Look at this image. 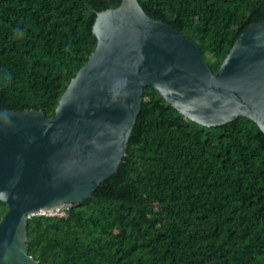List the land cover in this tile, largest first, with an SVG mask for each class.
<instances>
[{"label":"trees","instance_id":"16d2710c","mask_svg":"<svg viewBox=\"0 0 264 264\" xmlns=\"http://www.w3.org/2000/svg\"><path fill=\"white\" fill-rule=\"evenodd\" d=\"M122 2L0 0V112L52 118L97 48L98 13ZM139 2L214 73L264 20V0ZM28 236L40 264H264V133L244 117L201 126L146 87L119 172L66 218L29 219Z\"/></svg>","mask_w":264,"mask_h":264},{"label":"water","instance_id":"95a60500","mask_svg":"<svg viewBox=\"0 0 264 264\" xmlns=\"http://www.w3.org/2000/svg\"><path fill=\"white\" fill-rule=\"evenodd\" d=\"M97 48L52 118L0 112V264H40L29 254L31 215L79 205L117 174L146 87L207 127L240 117L264 133V20L251 24L214 73L200 47L152 19L139 0L98 13Z\"/></svg>","mask_w":264,"mask_h":264},{"label":"built area","instance_id":"2783aa9c","mask_svg":"<svg viewBox=\"0 0 264 264\" xmlns=\"http://www.w3.org/2000/svg\"><path fill=\"white\" fill-rule=\"evenodd\" d=\"M70 208L71 205H67L61 208H56L51 211H40L36 214L31 215L29 219H31L32 217H41V216L53 217V218H66L69 215Z\"/></svg>","mask_w":264,"mask_h":264}]
</instances>
